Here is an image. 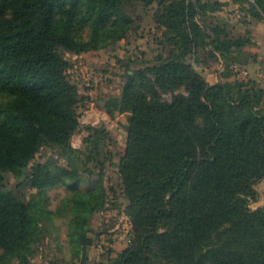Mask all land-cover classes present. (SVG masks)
I'll return each instance as SVG.
<instances>
[{
  "label": "trees",
  "instance_id": "1",
  "mask_svg": "<svg viewBox=\"0 0 264 264\" xmlns=\"http://www.w3.org/2000/svg\"><path fill=\"white\" fill-rule=\"evenodd\" d=\"M136 2L156 3L160 52L144 68L128 69L120 97L103 105L108 114L130 113L116 172L130 239L93 264H264V205L250 206L264 178V86L211 84L194 69L200 50L218 53L223 65L231 59L245 69L250 60L242 50L250 38L226 40L208 19L220 4L209 0H0V264H33L41 228L37 201L25 190L44 196L59 185L67 192L56 209L40 210L71 215L67 239L86 264L85 203L91 194L103 204L104 158H96L90 192L80 184L105 134L79 123L82 96L64 55L124 38L131 21L124 10ZM252 2L264 14V0ZM158 90L171 91L170 100ZM82 129L85 151L71 145ZM43 146L62 152L65 165L33 160ZM7 173L15 174L13 189Z\"/></svg>",
  "mask_w": 264,
  "mask_h": 264
},
{
  "label": "rangeland",
  "instance_id": "2",
  "mask_svg": "<svg viewBox=\"0 0 264 264\" xmlns=\"http://www.w3.org/2000/svg\"><path fill=\"white\" fill-rule=\"evenodd\" d=\"M216 1L220 7L209 15V20L222 26L226 31V40L238 36H247L251 42H246L242 47L243 53L250 58L245 65L246 72L241 69H234L231 59H227L223 65L219 54L209 55L204 50L199 51L200 61L194 64V69L199 72L209 83H215L218 79L231 82H242L244 86L250 83L255 86H264V14L256 13L252 8V0H209ZM156 9V3L143 6L140 3H132L125 7V13L130 18V30L124 38L114 44L103 48L101 55V66L98 76L93 66H87L81 60H71L69 53L65 57L71 65L67 71L68 78L83 88V75L93 79V86L100 84L103 97L100 102L94 100L93 106L97 105L103 112L94 121L82 119L85 106L84 97L78 102V121L83 125H90L102 128L105 134L103 140L102 154L90 159L92 173L89 178L80 184V188L88 193L96 182L98 170L94 166L96 158H104V170L102 182L105 189L104 201L101 206L91 201V194L85 203L88 225L86 234L91 237V243L86 247V264H93L96 261L104 260L126 247L130 239V221L124 211L123 185L117 177V164L121 154L124 152L126 135L129 125L130 113L113 111L108 114L103 105L111 97H120L121 88L126 80L128 69L134 70L144 68L160 52L157 40L161 29L155 26L152 13ZM251 57H254L252 59ZM78 64L80 67H74ZM150 76V75H149ZM92 86V87H93ZM105 91V92H104ZM163 99L170 100L171 91L158 90ZM175 91L183 92V87ZM81 95V94H80ZM95 104V105H94ZM85 106V107H84ZM97 114V113H96ZM81 117V118H79ZM87 131H77L71 137V145L85 151L83 138ZM62 152L55 151L43 146L36 153L33 160L42 161L49 166L54 164L65 165L66 160ZM32 162V161H31ZM89 167V168H90ZM87 177V174L84 173ZM6 181L13 189L15 185V174L7 173ZM114 186L113 191L111 187ZM26 196L37 201V207L32 208L33 214L39 218L41 234H34V241L37 245V252L31 258L33 264H81V252L70 247L68 242V228L71 218L70 214L44 215L40 206L47 210L54 211L60 203V198L66 194L63 185L48 189L44 196L36 194L35 188H26ZM250 206L252 207L251 203ZM50 218V219H49ZM10 264H16L12 259Z\"/></svg>",
  "mask_w": 264,
  "mask_h": 264
},
{
  "label": "crops",
  "instance_id": "3",
  "mask_svg": "<svg viewBox=\"0 0 264 264\" xmlns=\"http://www.w3.org/2000/svg\"><path fill=\"white\" fill-rule=\"evenodd\" d=\"M102 53H103V49H98V50H88L78 54L69 53L68 55L70 56V59L72 61L81 60L84 64H87V66H93L95 68L94 75L98 76V72L96 71H98L99 67L101 66L100 63H101ZM99 85L100 84L97 85L95 84V86L90 88L79 87V93L81 94L82 97H84L86 102L85 106L88 107V108H82L84 110H82L83 113L81 114L82 115L81 117L84 120L88 119V121L92 122L95 119H97L98 116L101 115V113L103 112L102 110H100V108L97 105L94 104L95 106H93L94 100H96V102H100L99 98L103 97V95L105 94L102 93L103 90ZM254 188L257 191V197L254 201L251 202L252 207L264 205V178L256 182L254 184Z\"/></svg>",
  "mask_w": 264,
  "mask_h": 264
},
{
  "label": "built area",
  "instance_id": "4",
  "mask_svg": "<svg viewBox=\"0 0 264 264\" xmlns=\"http://www.w3.org/2000/svg\"><path fill=\"white\" fill-rule=\"evenodd\" d=\"M234 69H241V71L243 72V73H245L246 72V70L245 69H243V68H241V67H239V66H237L236 64H232L231 65ZM74 67H80V66H78V64H74ZM93 79L90 77V76H85V75H83V88H90V87H92L93 86Z\"/></svg>",
  "mask_w": 264,
  "mask_h": 264
}]
</instances>
